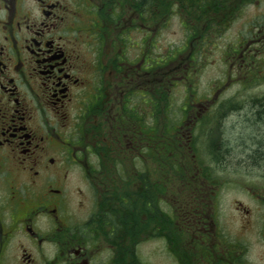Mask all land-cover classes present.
Segmentation results:
<instances>
[{"label": "flooded vegetation", "instance_id": "af4514ba", "mask_svg": "<svg viewBox=\"0 0 264 264\" xmlns=\"http://www.w3.org/2000/svg\"><path fill=\"white\" fill-rule=\"evenodd\" d=\"M260 56L264 0H0V264H264Z\"/></svg>", "mask_w": 264, "mask_h": 264}, {"label": "rangeland", "instance_id": "374dc122", "mask_svg": "<svg viewBox=\"0 0 264 264\" xmlns=\"http://www.w3.org/2000/svg\"><path fill=\"white\" fill-rule=\"evenodd\" d=\"M229 36L230 34L216 41L217 44L214 49V53H213L214 56L211 58L212 63L209 67L205 69L202 76L203 81L211 82V83L215 82L218 79H224L225 81H227V77L225 74L226 71L224 70L225 66L221 61V56H222L221 49H223V47L226 45H230L231 42L233 41V39ZM260 57L264 59V56H260ZM260 65L264 67L263 60L260 61ZM227 88H228L226 91L227 95H236L238 96L236 100L241 102L244 100L245 96H250L257 93L261 95L262 93H264V78L261 79L259 84H256V87H249L247 89H243L241 84H238L236 81H232L227 85ZM233 196H234L233 191H230L227 194L225 198L227 205H230V201L232 200Z\"/></svg>", "mask_w": 264, "mask_h": 264}, {"label": "trees", "instance_id": "16d2710c", "mask_svg": "<svg viewBox=\"0 0 264 264\" xmlns=\"http://www.w3.org/2000/svg\"><path fill=\"white\" fill-rule=\"evenodd\" d=\"M258 119L254 123H248L246 127L243 128V138L248 141V143L253 142L255 144H261L264 149V104L257 109ZM236 136V131H233ZM233 133V134H234ZM235 155V153H233Z\"/></svg>", "mask_w": 264, "mask_h": 264}]
</instances>
